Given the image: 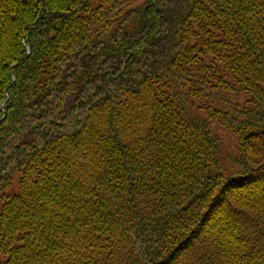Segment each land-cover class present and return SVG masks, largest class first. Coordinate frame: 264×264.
Returning <instances> with one entry per match:
<instances>
[{
	"label": "trees",
	"instance_id": "1",
	"mask_svg": "<svg viewBox=\"0 0 264 264\" xmlns=\"http://www.w3.org/2000/svg\"><path fill=\"white\" fill-rule=\"evenodd\" d=\"M0 120V264H264V0H0Z\"/></svg>",
	"mask_w": 264,
	"mask_h": 264
},
{
	"label": "rangeland",
	"instance_id": "2",
	"mask_svg": "<svg viewBox=\"0 0 264 264\" xmlns=\"http://www.w3.org/2000/svg\"><path fill=\"white\" fill-rule=\"evenodd\" d=\"M216 90H217V95L212 98L213 104L216 106L223 105L224 108L226 107L224 104H227L228 100L222 101L221 104L220 100L218 99L219 96L227 95L230 98V100L234 102V105H237L242 103L246 95L242 93L240 90H231L229 92H224L225 90H223L222 92L220 91L221 89L218 87L216 88ZM192 102L193 104L198 103L197 100H193ZM198 114L202 115L203 111L199 110ZM211 129L214 131V133L216 134L219 140L218 155H217L218 160L220 162L221 167L224 168L225 175H229L230 173H233L237 167L230 159L232 156H236L239 153L237 137L230 130L220 126L216 122H213L211 124Z\"/></svg>",
	"mask_w": 264,
	"mask_h": 264
},
{
	"label": "water",
	"instance_id": "3",
	"mask_svg": "<svg viewBox=\"0 0 264 264\" xmlns=\"http://www.w3.org/2000/svg\"><path fill=\"white\" fill-rule=\"evenodd\" d=\"M1 121V120H0Z\"/></svg>",
	"mask_w": 264,
	"mask_h": 264
}]
</instances>
